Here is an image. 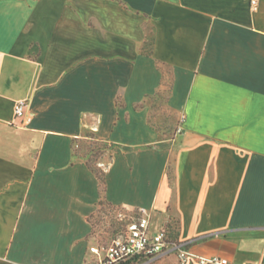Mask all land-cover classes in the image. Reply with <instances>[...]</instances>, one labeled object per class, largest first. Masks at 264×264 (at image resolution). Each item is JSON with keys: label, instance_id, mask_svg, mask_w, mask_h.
Segmentation results:
<instances>
[{"label": "crops", "instance_id": "obj_1", "mask_svg": "<svg viewBox=\"0 0 264 264\" xmlns=\"http://www.w3.org/2000/svg\"><path fill=\"white\" fill-rule=\"evenodd\" d=\"M91 132L112 145L107 201L264 264V0H0V264L88 261Z\"/></svg>", "mask_w": 264, "mask_h": 264}, {"label": "built area", "instance_id": "obj_2", "mask_svg": "<svg viewBox=\"0 0 264 264\" xmlns=\"http://www.w3.org/2000/svg\"><path fill=\"white\" fill-rule=\"evenodd\" d=\"M251 4L253 9L258 8V0H251ZM15 118L19 126H27L32 122L33 114L26 101L15 104ZM177 131H182L181 125ZM152 223V214L145 209L139 210L138 215L129 220L125 228L107 243L91 246L94 258L85 264H120L128 260H136L135 264H141L171 253H175L183 264H229L226 258L195 253L190 248L192 242L171 240L167 226L157 228Z\"/></svg>", "mask_w": 264, "mask_h": 264}, {"label": "rangeland", "instance_id": "obj_3", "mask_svg": "<svg viewBox=\"0 0 264 264\" xmlns=\"http://www.w3.org/2000/svg\"><path fill=\"white\" fill-rule=\"evenodd\" d=\"M166 78L170 77V70L164 67ZM150 102L153 107L152 122L158 128L169 126V122L172 123V113L167 107V93L160 91L159 94L150 98ZM86 141L83 142V154L89 158L98 150L101 146V153L96 157L93 162L97 169H103L105 174V168L110 161V152L112 145L106 142H100L95 139V134L91 132ZM102 143V144H101ZM107 188V187H106ZM102 190V189H101ZM104 202L100 204L97 211L90 216V222L92 229L90 233V242L98 241L100 244L107 243L112 237L116 236L122 229L125 228L127 222L134 216H137L139 211H127L122 208H118L109 201H107L102 193ZM153 227H161L159 223L153 221ZM92 254L88 255V261L93 260ZM141 264H183L175 253L167 254L155 258L149 262Z\"/></svg>", "mask_w": 264, "mask_h": 264}, {"label": "trees", "instance_id": "obj_4", "mask_svg": "<svg viewBox=\"0 0 264 264\" xmlns=\"http://www.w3.org/2000/svg\"><path fill=\"white\" fill-rule=\"evenodd\" d=\"M101 149H103V148L100 146L98 148V150L93 154V156L87 158V164L90 167V169L92 171H94L96 173V175L98 176V178L101 180L102 193H104L106 191V187H107V185H106V174H105L103 169H101V168L97 169L94 166V164H93V162L96 160L95 158L98 157L99 154L101 153ZM103 202H104V199L102 198L100 200V204L103 203ZM174 224H175V222L174 223L169 222L167 227L169 228V231H170L169 235H170L171 240H178L179 239V237H178L179 234H178ZM135 261L136 260H128V261L120 263V264H135Z\"/></svg>", "mask_w": 264, "mask_h": 264}]
</instances>
